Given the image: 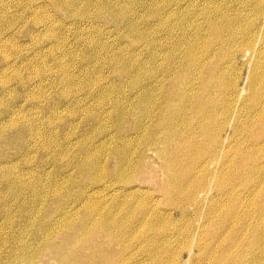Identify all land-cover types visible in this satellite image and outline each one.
<instances>
[{"label":"bare ground","instance_id":"bare-ground-1","mask_svg":"<svg viewBox=\"0 0 264 264\" xmlns=\"http://www.w3.org/2000/svg\"><path fill=\"white\" fill-rule=\"evenodd\" d=\"M78 1L91 4L79 8ZM244 1L234 0L237 7L236 12H232L231 20L227 0H168L162 8L156 10L155 17L161 25L154 29L148 26V20H142L148 17V4L145 0H62L60 6L63 10L83 19L97 16L106 8L109 10L107 15H112L111 19L120 24L121 39H128V32L135 34L129 36L130 43L125 39L126 43L135 45L132 50L128 48L129 44L127 46L119 42L117 49L110 46L113 67L124 76L125 82H129L132 92L129 98H124L125 102L123 97L117 98L116 113L122 115L132 109L135 114L133 136L143 139L146 147L159 148L163 167L166 168L165 182L161 186L168 196L179 197L172 210L175 212L179 209L181 215L187 216L189 212L196 214V211L203 208L208 218L205 226H210L208 230H201L195 235L191 228L181 230L175 225L161 224L164 218H160L162 216L153 210L154 216L148 220L146 217L141 218L148 234L143 232L133 245L132 230L122 220H116L113 210L122 203L129 206L133 193L138 189H132V184L122 189L121 193L116 192L121 186L114 189L113 193L117 195L110 197L111 209L104 212L101 209L103 201L99 203L93 200V194L104 186L97 184L99 178L96 180L94 175L96 166L94 164L93 170L86 159L99 152L91 153L92 147L86 141H83L85 145L80 141L81 150L75 156L78 159H75L76 164L80 160L79 173L75 176L65 174L64 177V172L62 175L51 176L44 165L38 167L28 163L29 158L24 161L28 165L25 174L14 168L12 163L0 166V176L7 184L3 192L0 188V196L8 197L20 205H26L24 199L28 198L27 204H30L31 211L27 214L22 211L20 214L24 221L22 223L26 224L25 228L32 233L27 238L14 236L7 254L0 257L3 258L0 264H35L43 260L47 252L59 258L62 264H84L85 260L93 264H123L121 258L128 257V253L133 254L134 248L146 253L153 264H161L162 261L168 264L171 257L182 256V249L175 247L180 240L177 237L182 236L188 244L187 260H192L191 264H264V69L257 70L260 64L257 61L264 55V8L258 7L261 16L250 20L248 33L252 32V41L242 47L240 43L237 44L242 33L238 13ZM103 2L108 5H103ZM169 9L176 10V13ZM2 10L1 6L0 41L5 39L4 33L7 31L4 27L7 16ZM173 15L179 17L176 25L170 17ZM196 16L202 19L198 20ZM174 26L178 27V33H175ZM93 28L97 29V25ZM148 29L151 30L150 39ZM58 43L55 40V44ZM59 45L61 47L56 49L60 53L56 57L53 54V60L61 57L58 59V68L63 73L59 78L63 82L64 79L68 81L69 76L65 75L63 68L66 65L62 56L74 53L64 50L62 43ZM120 46L123 47L120 48L121 54L117 52ZM139 46L144 51L140 56H135L138 55L135 51ZM237 55L244 59L240 69L247 66L248 75L254 70L243 86L239 85L242 71L235 72L234 59ZM91 56L90 51L85 54L81 68L88 65L86 59ZM148 56L152 57L149 61ZM100 57L97 56L96 60L99 61ZM100 80L98 83L103 84ZM85 82H89V79ZM101 84L97 85L103 90L107 87L110 90L118 88L120 93V82L113 85L107 81L106 86ZM3 85L8 87L5 83ZM160 96L163 97L161 102L158 100ZM156 98L158 101L155 102ZM100 100L103 102L104 98ZM149 106L157 115L156 121L148 129L145 119L148 118ZM224 120H228L225 125L222 124ZM15 123V120H11L6 125H0V131L13 127ZM34 133L41 135V131L35 130ZM42 135L48 143V148L43 150L47 151L45 153L51 156L58 154L60 157V151L68 153L65 144L56 140L50 123ZM126 138L121 137L118 149L115 145L111 150L116 159V169L113 171L117 179L122 177L126 168L124 157L130 144ZM121 144L122 150L119 149ZM196 151L200 157L194 161L192 157ZM205 152H209L207 158H203ZM191 163L199 164L204 173L202 179L190 182V172L183 169V166L192 171ZM212 176L216 182V197L227 200L222 210L208 193ZM110 186L108 184L104 189ZM237 186H245L246 190L241 192V189H236ZM51 202L54 206L51 218L39 221L36 214L43 217L48 213H45V209ZM239 205H251L255 217L245 218L244 215L250 212L247 209L237 210ZM8 207L9 203L6 208L11 209ZM40 209L43 212L39 213ZM107 213L109 216L105 217ZM142 215H146L145 211ZM80 216V227L76 228L68 243L63 241L55 247L58 232L73 227ZM105 237L112 242L110 245L105 244ZM0 239L2 243L10 240L8 236L2 235ZM114 242L118 245L117 251L113 250V254L104 258V252L107 251L105 245L113 248ZM66 245L64 252H61V247ZM82 248L86 252L76 254V250ZM99 254L102 255V261L96 260ZM194 254L195 258H192ZM167 257V261L161 260ZM169 264H179V260Z\"/></svg>","mask_w":264,"mask_h":264},{"label":"rangeland","instance_id":"rangeland-1","mask_svg":"<svg viewBox=\"0 0 264 264\" xmlns=\"http://www.w3.org/2000/svg\"><path fill=\"white\" fill-rule=\"evenodd\" d=\"M61 2L62 0H57L56 2H52L51 0L0 1V5L3 7L2 11H5L3 13L7 16L6 25H4V27L7 28V31L4 33L5 39L0 41V122L2 121L0 125H6V123H10L11 120L16 121L13 127H6L0 131V166H6L12 163L14 168L22 170L21 172L25 174L28 165L24 161L26 158H29L30 162L28 163H31L33 166L38 165V167L44 165V168L51 176H55L56 174L62 175V172H64L62 175L64 177H66L65 174L75 176L79 173L80 163L79 160L76 164L75 156L76 154L78 155L81 150L80 141H86L87 145L92 147L91 153L99 152L97 153L98 156L95 154L91 156V158H86L88 159V163L92 165L93 170H95L93 168L94 164L96 166L94 175L96 180L99 178L97 184L102 187L111 184L110 187L105 189L104 187H100L98 189L99 192L93 194L94 201H103L101 209H104V212L111 209L109 202L110 197L117 195V193H113L114 189L121 186L122 188L120 187V190L116 191L121 193L122 189L131 186V184L133 186L132 189H138L133 193L134 196L129 206L122 203L119 205L120 207L113 210L116 214V220L118 222L122 220L123 223L132 230V235L134 234L131 238L133 245L135 239L138 240L143 232L148 234V229L145 228L143 219L141 218L146 217L148 220V218L154 216L153 210L157 211L159 216H162L160 218H164L162 220L163 223L160 222L161 224L175 225V227L181 230L191 228L190 230L195 235H198L201 230H208L210 225L206 224L205 226L208 218H206V213L203 208L200 211H196V214H191L189 212L187 216L181 215L178 212L179 209L175 210V212L173 211L174 209L172 210V208L175 207V202L179 201V197L168 196L161 186L162 182H165L166 168L163 167L162 158L158 151L159 148L156 147V149H154L152 146L146 147L147 144L142 141L143 139H140V141L136 138V135L133 136V120L135 114H133L134 112L132 109L127 110V112L122 115L116 113L115 105L117 98L123 97V102H125L124 98H129L132 92L128 85L129 82H125L123 80L124 76L115 71L113 67L110 46L117 49L118 42L122 45L127 44L128 46L130 43L129 36L135 34L128 32V29L123 27V30L128 32V39L127 37L121 39V31H119L121 29L118 26L120 24H118L115 19H111L112 15H107L109 10H106L105 7H103L105 9H103L99 15H92V17L83 19L63 10L61 8L62 6H60ZM167 2L168 0H145V3L148 4V17L142 20H148V26H150V28L153 27L155 29V27L161 25L155 17L156 10L162 8ZM87 4L78 1L79 8H84ZM103 5H108V3L103 2ZM111 5L112 3L110 6ZM227 5L231 11L228 12V14L232 20V12H236L235 9L237 5L234 3V0H227ZM141 6L143 5L141 4ZM258 7L261 9L264 8V0H245L239 7L238 14L241 19L242 33L240 38H238L239 42L237 44L240 43L242 47H244L246 42L249 43L252 41V32L248 33V29L251 28L249 27V22L261 16L258 12ZM169 10L176 13L174 9ZM170 17L173 20V24L176 25L179 21V17L176 18V15ZM196 17L198 20L202 19L201 16ZM246 24L247 27H245ZM255 24L256 21L254 22V25ZM94 25H97L99 31L93 28L95 27ZM174 28L175 33H178V27L174 26ZM53 35H55V37H53ZM150 37L151 30L148 29V39H150ZM125 39L129 43H126ZM55 40L64 45V50H70L74 53H65L62 56L66 65L65 68H63L65 69V75L67 74L69 76L68 81L64 79L63 82H61L59 79L63 75L58 68L60 65L58 59L61 57L55 61L53 60V54H55L54 57L58 56L57 53H60V50L56 48L61 47V45H59V43L55 44ZM161 41L164 40L161 39ZM134 46L129 44L128 48L132 50ZM162 46L164 47V42ZM120 48L123 47L120 46L117 52L121 54ZM89 51L92 56L86 59L88 65L83 69L81 68V64L84 65L83 59L85 54L87 55ZM143 51L144 49L142 46L137 47V51L135 52L138 53V55L135 54V56H140ZM74 55H76V57ZM97 56H101L99 58L100 62L96 60ZM6 59H8V61H6ZM151 59L152 57L148 56V61ZM243 62L244 59H242V56L237 55V58L234 59V64L236 66L235 72L242 71V78L239 82V85L242 86L246 84L247 80L254 72L253 70V72H250L248 75L247 66L240 69ZM257 62L260 63L257 70L264 69V55H261ZM255 65L253 68H255ZM45 70L46 72H41ZM88 79L89 82H85ZM99 79H101L100 81L103 82V84L98 83ZM105 80L113 85L120 82V93L118 88H116V90L114 88L110 90L107 87L103 90L97 85L101 84L102 86H106L107 81ZM3 82L8 87L5 88ZM100 98H104V101L101 102ZM132 99L135 101L134 98ZM154 100L155 102L158 100L161 102L163 101V97L160 96L158 100L157 98ZM156 115L154 109L149 106L148 118L145 119V125H148V129L156 121ZM221 122L222 120L218 122V124ZM227 122L228 120L222 124L225 125ZM49 123L50 128L56 136V140L65 144L64 146L68 151V153H64V151L62 153V151H60L61 157L57 154L59 159L56 158L57 155H52L54 156L53 158L50 153H45L47 151H43L48 148V143L42 134H44ZM35 130L38 132L41 131V135H36L34 133ZM121 137H127L126 140L130 141V144L127 148V154L124 157L126 160L125 171L122 177L117 179L113 171L116 169V159L111 150L115 145H117L118 149V144L122 141L120 139ZM83 143L85 145V142ZM119 149L122 150V144ZM204 151H207V149ZM208 156L209 152H205L203 158H207ZM199 157L200 155H198L197 151L194 152L192 157L194 161L195 159L199 160ZM42 161L43 164H41ZM196 164L191 163L192 171L183 166V169L190 172V182L194 179L197 181L204 177V173L202 174L199 164ZM85 180H89V177L88 179L85 178ZM206 183H208V181ZM191 185H193V183H191ZM6 186V181L0 176V188H2V192ZM202 187H204V185ZM209 187L210 190L208 193L215 198L214 200L220 205L219 209L222 210L227 200L223 197H216V182L214 178L211 179ZM236 189H241L240 191L242 192V190H246V187L237 186ZM27 200L28 198L24 199L26 205H20L19 203L10 201L8 197L3 198L0 196V235L10 238L8 243H2L0 239V257L7 254L11 239L14 236L27 238L28 235L32 234L29 229L25 228L26 224L22 223L24 221H22L23 218L20 214L22 211L23 214L29 212L30 204H27ZM7 203L10 204L8 208L11 209L6 208ZM188 207L190 211L191 205L189 204ZM52 208H54V206L51 202L45 209V213H48L43 217L41 214H36V218H38L39 221L42 218H51ZM245 209L250 212L249 215H244L245 218L255 217L251 205H249V207L239 205L237 208V210ZM143 211H145V216L142 215ZM41 212H43L42 209L39 210V213ZM107 215L108 213L104 216L107 217ZM80 218L81 216L76 219V224L73 227L58 232V235L55 236V247H57L58 243L63 241H67L68 243L70 236H73L74 231L76 232V228L80 227ZM153 220H155V218H153ZM37 224L39 226L38 221ZM171 228H173V226ZM105 238V244L109 243L110 245L112 242L109 241L108 237ZM177 239L180 240L175 247L178 246L182 249V256L179 258L171 257L170 262L177 263L179 260V264H191L192 260L191 262L187 260L188 244H186V240H184L183 236L180 238L177 237ZM191 243L192 246H194L193 240ZM109 245H105L104 247L107 249V251L104 252V258L107 255L113 254V250L117 251L118 245L115 242L113 248H110ZM66 247L67 245L62 246L61 252H64ZM51 249L53 250V248ZM83 251V248L76 250V254L83 253ZM128 252H131V250H128ZM133 254L128 253V257L126 258H121V255L118 256V259L121 258L123 264H153L148 260V255L138 248H134ZM52 257L53 255L47 252L44 254L43 260L38 261V263L35 262V264L63 263H61L59 258ZM168 257L162 258L161 260L167 261ZM192 258H195V254ZM1 259L3 258H0V260ZM96 260L102 261V255L99 254ZM86 262L88 264H93L86 260L84 264H87ZM170 262H168V264ZM161 264H164V261H162Z\"/></svg>","mask_w":264,"mask_h":264}]
</instances>
